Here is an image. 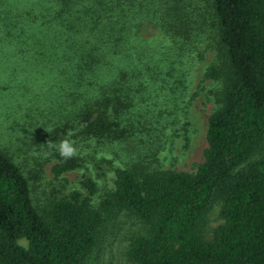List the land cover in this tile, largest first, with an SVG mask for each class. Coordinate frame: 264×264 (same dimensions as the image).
<instances>
[{
	"label": "trees",
	"instance_id": "trees-1",
	"mask_svg": "<svg viewBox=\"0 0 264 264\" xmlns=\"http://www.w3.org/2000/svg\"><path fill=\"white\" fill-rule=\"evenodd\" d=\"M201 1L196 17L184 0H156L147 12L184 61L212 50L202 77L214 83L208 93L215 105L206 119L202 159L191 171L113 166L110 186L99 192L94 178L82 173L78 187L51 185L40 199L35 193L43 159L24 169L0 149V264H84L105 221L120 212L138 224L125 250L135 264H264V0ZM56 2L61 10L83 5L86 35L69 59L77 74H90L72 118L48 131L52 177L66 180L63 173L77 169L87 152L65 158L61 140L108 143L128 135L135 125L127 112L134 92L161 70L140 50L131 61L143 20L133 11L134 0ZM17 3L19 22L47 26L53 43L61 38L52 16L38 17L26 1ZM114 55L121 60L110 70L105 62ZM213 203H219L222 222L206 238L203 216Z\"/></svg>",
	"mask_w": 264,
	"mask_h": 264
},
{
	"label": "rangeland",
	"instance_id": "rangeland-1",
	"mask_svg": "<svg viewBox=\"0 0 264 264\" xmlns=\"http://www.w3.org/2000/svg\"><path fill=\"white\" fill-rule=\"evenodd\" d=\"M24 1L38 17L52 16L57 25L56 35L61 37L53 43L52 30L47 26L16 19L19 6L16 0H0V149L24 169L33 160L43 159V177L35 196L42 199L46 195L42 189L51 185L78 187L77 178L82 173L94 178L99 192L101 186H110L113 166L132 162L193 170L194 164L202 159L206 119L215 105L208 93L214 83L202 77L212 50L207 49L201 57L190 54L189 62L184 61V54L160 34L158 24L148 15L147 10L156 0H134L133 11L135 14L138 11L143 20L136 31L141 46L132 52L131 61L136 62V52L140 50L144 59L159 62L161 71H157L154 81L153 77L147 78L144 86L134 92L135 102L127 112L135 125L128 135L108 143L77 138L74 146L88 155L85 153L77 169L63 173L66 180L53 178L50 166L54 159L48 152V131L54 124L71 119L83 99L84 78L90 74L86 71L77 74L79 68L69 59V53L84 40L87 27L82 22L83 5L77 0L75 9L72 6L65 10L60 9L56 0ZM184 2L192 4L194 17L197 10L201 12V0ZM6 6H10L8 11ZM201 47L196 44L194 49ZM120 60L119 56H108L105 64L111 70ZM221 222L219 203H213L203 216L204 236L209 238ZM137 225L124 212L106 220L84 264H135L126 257L125 250Z\"/></svg>",
	"mask_w": 264,
	"mask_h": 264
},
{
	"label": "clouds",
	"instance_id": "clouds-1",
	"mask_svg": "<svg viewBox=\"0 0 264 264\" xmlns=\"http://www.w3.org/2000/svg\"><path fill=\"white\" fill-rule=\"evenodd\" d=\"M60 155L65 158H70L77 154V149L74 146V142L70 138L61 140L58 148Z\"/></svg>",
	"mask_w": 264,
	"mask_h": 264
}]
</instances>
